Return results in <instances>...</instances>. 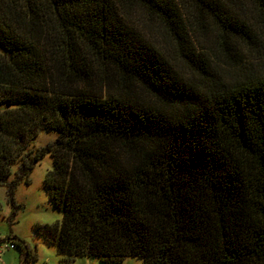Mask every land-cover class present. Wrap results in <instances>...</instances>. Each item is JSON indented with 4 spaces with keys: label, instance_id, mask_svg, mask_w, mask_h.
I'll return each instance as SVG.
<instances>
[{
    "label": "trees",
    "instance_id": "trees-1",
    "mask_svg": "<svg viewBox=\"0 0 264 264\" xmlns=\"http://www.w3.org/2000/svg\"><path fill=\"white\" fill-rule=\"evenodd\" d=\"M228 1L0 0V183L51 154L63 259L264 264V63L224 78L198 47L205 19L252 41Z\"/></svg>",
    "mask_w": 264,
    "mask_h": 264
},
{
    "label": "rangeland",
    "instance_id": "rangeland-1",
    "mask_svg": "<svg viewBox=\"0 0 264 264\" xmlns=\"http://www.w3.org/2000/svg\"><path fill=\"white\" fill-rule=\"evenodd\" d=\"M228 8L241 17L253 29L255 36L249 43L237 39L226 48L218 43V32L210 19H205L204 34L198 47L211 59L213 69L222 77L235 69L260 71L264 63V18L249 0H231ZM236 63H239L237 66ZM57 131L41 129L31 139L27 149L32 152L53 140ZM52 167V157L45 152L34 164L27 180L9 186L16 178L19 163L12 165L7 183H0V264H103L97 256H76L63 259L54 242L48 238V228L59 222L61 213L52 204L45 189L44 178ZM21 240L29 252L25 257L15 241ZM25 258V259H24ZM116 264H142L135 256H126Z\"/></svg>",
    "mask_w": 264,
    "mask_h": 264
}]
</instances>
